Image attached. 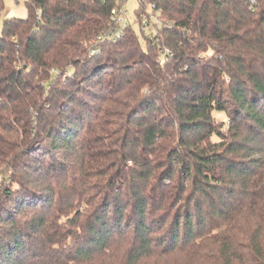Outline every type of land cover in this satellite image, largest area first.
Returning <instances> with one entry per match:
<instances>
[{
  "label": "trees",
  "instance_id": "1",
  "mask_svg": "<svg viewBox=\"0 0 264 264\" xmlns=\"http://www.w3.org/2000/svg\"><path fill=\"white\" fill-rule=\"evenodd\" d=\"M138 1L3 21L0 264H264V0Z\"/></svg>",
  "mask_w": 264,
  "mask_h": 264
},
{
  "label": "rangeland",
  "instance_id": "2",
  "mask_svg": "<svg viewBox=\"0 0 264 264\" xmlns=\"http://www.w3.org/2000/svg\"><path fill=\"white\" fill-rule=\"evenodd\" d=\"M27 0H3L4 3V10L0 12V33L3 26V21L7 18H26L27 16V9L25 6V2ZM140 9V2L138 0H126L122 5V10L126 12V19L127 22L133 24L135 29L139 34L140 28L138 24L137 18V10ZM145 12L152 13V5L150 3H146ZM154 22H151V26H153ZM147 32H150V29H146Z\"/></svg>",
  "mask_w": 264,
  "mask_h": 264
},
{
  "label": "built area",
  "instance_id": "3",
  "mask_svg": "<svg viewBox=\"0 0 264 264\" xmlns=\"http://www.w3.org/2000/svg\"><path fill=\"white\" fill-rule=\"evenodd\" d=\"M118 4L120 5V8H115L112 10V24L110 25V28L105 31L104 33L100 34L98 36V40L100 42H114L117 39H119L123 33L124 28L128 25L127 19H126V12L122 10L123 2L122 0H117ZM126 1V0H124ZM251 5H256L259 0H247ZM152 6V13H153ZM152 13L145 12L141 19L142 24L144 27H147L149 24V14H151L150 19H154L156 22H159L157 15H154ZM160 12H158L159 14Z\"/></svg>",
  "mask_w": 264,
  "mask_h": 264
}]
</instances>
